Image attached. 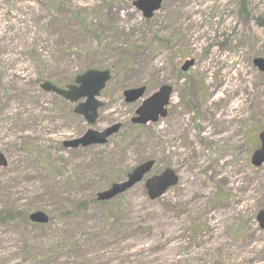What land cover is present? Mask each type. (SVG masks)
Masks as SVG:
<instances>
[{
  "label": "rangeland",
  "instance_id": "rangeland-1",
  "mask_svg": "<svg viewBox=\"0 0 264 264\" xmlns=\"http://www.w3.org/2000/svg\"><path fill=\"white\" fill-rule=\"evenodd\" d=\"M0 0V264H264V0ZM186 61L192 67L183 72ZM110 71L95 125L46 93ZM173 89L168 115L131 124L142 100ZM120 125L103 146L64 144ZM153 160L179 183L150 201L145 182L98 195ZM42 212L47 225L29 216Z\"/></svg>",
  "mask_w": 264,
  "mask_h": 264
},
{
  "label": "water",
  "instance_id": "water-1",
  "mask_svg": "<svg viewBox=\"0 0 264 264\" xmlns=\"http://www.w3.org/2000/svg\"><path fill=\"white\" fill-rule=\"evenodd\" d=\"M162 2L163 0H138L134 5L144 12L146 18H151L153 13L161 8ZM192 65L193 62H187L182 68V71L186 72ZM254 65L261 73H264L263 59L255 60ZM109 79L110 75L108 71H88L78 76L75 80V84L68 86L66 90L59 89L50 83L43 84L42 88L47 92H52L63 97L70 103H76L85 99L84 103L76 107L75 113L83 116L88 123L94 124L97 119V110L102 106L96 98L99 97ZM171 92L172 89L165 86L151 98L144 101L141 107L136 111L137 117L132 120V123L147 125L148 123L157 122L160 118H165L167 116V110L165 108L169 103ZM144 93L145 88H140L125 91L123 95L126 103L131 104L138 101ZM119 129L120 126L116 125L102 133L88 131L81 139L66 143L65 147L76 149L79 146L86 148L92 145H103L107 142V139L116 134ZM259 139L261 140V148L255 152L252 158V165L255 167H260L264 164V132L259 135ZM6 165L7 161L5 156L0 152V167H6ZM153 165L154 162L151 161L137 167L128 176L126 182L113 185L109 190L99 195V200L109 201L128 189H131L142 181L144 176L152 170ZM177 182L178 179L175 173L172 170H166L161 175L149 179L145 187L149 198L151 200H156L170 187L175 186ZM30 220L38 224H45L48 222L46 215L41 212L31 215ZM257 220L260 224V228L264 230V211L259 213Z\"/></svg>",
  "mask_w": 264,
  "mask_h": 264
}]
</instances>
